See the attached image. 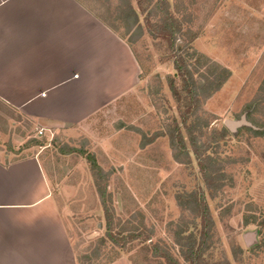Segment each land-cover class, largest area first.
<instances>
[{"label":"rangeland","instance_id":"obj_1","mask_svg":"<svg viewBox=\"0 0 264 264\" xmlns=\"http://www.w3.org/2000/svg\"><path fill=\"white\" fill-rule=\"evenodd\" d=\"M80 1L132 43L143 65L140 86L109 105L92 123L93 130L80 129L75 134H39L34 122L0 101L2 153L19 160L40 152L69 239L81 257L90 253L89 242L105 235V217L86 159V155H93L110 175L106 191L112 199L114 218L129 230L116 236L120 245L108 238L103 255L117 253L133 264H165L145 249L163 243L180 264H189L180 257L174 234L181 221L191 222L193 217L178 206L177 198L195 193L198 199L204 197L214 222L202 264H264V136H256L248 130L250 127L243 126L234 132L227 129L226 136L218 138L224 121H239L242 117L254 130L264 132L262 8L253 9L252 0L247 1L249 6L245 0H223L219 4V0H131L141 28L138 31L135 26L128 30L129 23L120 20L122 0ZM165 11L175 19L185 21L184 16L192 20L183 29L198 33L194 49L216 59L232 76L196 114L199 124H208L197 130L198 146L208 143L205 155L212 157L215 170L223 175V186L216 192L204 185L198 160L180 125L182 107L177 106L169 91L166 77L174 75L173 53L165 41L153 37V26ZM205 17L209 22L203 24ZM184 40L177 36L175 49L179 54ZM251 54H255L254 64ZM151 90L156 94L149 96ZM173 119L180 125L189 150L187 165L176 163L172 157L167 133ZM66 150L69 153L62 154ZM194 223L195 227L188 225V231L198 236L200 219ZM132 226L151 230L149 240L145 241V234L139 236L141 230L131 231ZM118 230L115 227L112 233L118 234ZM130 234L137 238L127 239ZM232 246L240 248L238 255H232Z\"/></svg>","mask_w":264,"mask_h":264},{"label":"crops","instance_id":"obj_2","mask_svg":"<svg viewBox=\"0 0 264 264\" xmlns=\"http://www.w3.org/2000/svg\"><path fill=\"white\" fill-rule=\"evenodd\" d=\"M252 1L264 23V0ZM134 54L126 36L80 0H0V101L41 134L88 131L133 93L141 84ZM2 150L0 264H76L40 152L13 160Z\"/></svg>","mask_w":264,"mask_h":264},{"label":"trees","instance_id":"obj_3","mask_svg":"<svg viewBox=\"0 0 264 264\" xmlns=\"http://www.w3.org/2000/svg\"><path fill=\"white\" fill-rule=\"evenodd\" d=\"M147 3H150V0H145ZM123 8L120 9V15L127 24L128 30L131 27H137L138 31L141 30L140 25H138V16L136 11L132 8L131 0H122ZM141 4V3H140ZM165 15L160 19L159 23L156 26L154 32V38H159L167 43L168 50L173 53V70L174 75H167L166 81L169 87L170 94L174 101L178 104L177 106L182 107V112L180 113L181 122L180 125L186 130L188 142L190 145L191 153L198 160V168L201 172L204 185L208 191L216 192L222 188V177L215 170V161L210 157V155L205 153L208 149V143H203L201 146L199 144L198 138L196 135L199 127L208 126L207 123L199 124V118L196 117L197 112L201 109L204 103L209 100L215 93H217L224 84L228 81L231 76V73L228 69L222 67L218 63L212 61L207 56L199 53L194 49L193 43L198 38V33L193 32L191 28L183 29L184 24L192 23V20L182 17L181 21L175 19L169 11H165ZM188 20V21H187ZM110 28V26L108 25ZM111 29V28H110ZM114 31V30H112ZM119 34L118 32H115ZM181 35L184 37V47L179 51L175 49V43L177 41V36ZM121 36H123L121 34ZM128 46L131 51H134L131 46V42H128ZM176 51V52H175ZM136 61L138 62L140 72L143 71V65L139 61L136 54ZM145 71V70H144ZM147 73V71H145ZM140 81L142 79L141 74L139 76ZM149 96L155 93L152 90L149 92ZM156 94V93H155ZM193 118V121L189 124L188 120ZM180 125L177 123L176 119L172 120L171 127L168 128L167 137L169 139V146L172 152L173 160L182 165H187L190 162V154L187 149L185 142V137L183 136ZM256 136H264V132L260 130H254L248 128ZM228 133V130L223 127L219 131L218 138H223ZM158 136H161L160 134ZM147 142L148 141H144ZM41 146V145H39ZM68 150L62 151V154H68ZM86 159L90 165V171L94 180L95 189L99 197L100 206L102 208L104 217H105V235L99 237L88 244L91 245L92 249L89 254L81 257L77 253L76 244L72 245V251L74 254V259L76 264H112L119 260L121 256L117 253H112L111 251L108 254L103 255V250L108 245V238L114 242L116 245H120L119 238L116 236L128 232L124 225L120 223V220L114 217V207L112 204V199L110 195H107L108 187V175L104 170L99 166L93 155H86ZM41 161V157H40ZM110 194V193H109ZM55 201V199H54ZM56 202V201H55ZM178 206H180L185 211H188L193 217V221L181 223L177 226L176 232L174 234V243L179 248V255L184 262L189 264H202L203 252L206 249V245L211 236V231L214 227V222L210 216L208 206L204 200L203 196H198L195 193H189L187 196L177 198ZM57 205V204H56ZM58 207V206H57ZM59 210V209H58ZM200 219L201 229L196 233L188 231V225H193L195 227L196 223L194 220ZM247 222V221H246ZM142 226V225H141ZM115 227H118V234H113ZM131 231H140L139 236L145 234V241L149 240V236L152 235L151 230L139 227H131ZM66 232L69 233L66 229ZM149 235V236H148ZM137 235L130 234L127 239L132 240ZM126 238V237H125ZM161 244V243H160ZM147 251H151L154 255H158L161 259L164 260L165 264H180L179 261L173 257L170 253V248L163 244H155L152 247L150 245L146 246ZM239 247L232 246V255L236 256L239 251ZM130 264H133L130 259H127ZM228 264V263H225Z\"/></svg>","mask_w":264,"mask_h":264},{"label":"water","instance_id":"obj_4","mask_svg":"<svg viewBox=\"0 0 264 264\" xmlns=\"http://www.w3.org/2000/svg\"><path fill=\"white\" fill-rule=\"evenodd\" d=\"M250 127L252 129H255L250 123H248L244 117H242L239 121H231V120H226L224 121V127L230 131H235L237 128L240 127ZM247 240V239H246Z\"/></svg>","mask_w":264,"mask_h":264},{"label":"built area","instance_id":"obj_5","mask_svg":"<svg viewBox=\"0 0 264 264\" xmlns=\"http://www.w3.org/2000/svg\"><path fill=\"white\" fill-rule=\"evenodd\" d=\"M39 134H41V131L39 130Z\"/></svg>","mask_w":264,"mask_h":264}]
</instances>
